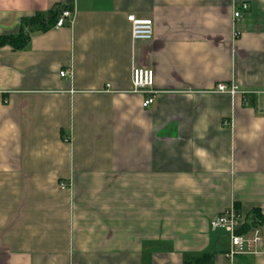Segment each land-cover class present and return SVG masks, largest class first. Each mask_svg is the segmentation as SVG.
I'll list each match as a JSON object with an SVG mask.
<instances>
[{
    "label": "crops",
    "instance_id": "crops-1",
    "mask_svg": "<svg viewBox=\"0 0 264 264\" xmlns=\"http://www.w3.org/2000/svg\"><path fill=\"white\" fill-rule=\"evenodd\" d=\"M68 3L63 27L0 47V264H264V225L233 259L210 226L264 215V95L215 92L264 91V0H0V35Z\"/></svg>",
    "mask_w": 264,
    "mask_h": 264
},
{
    "label": "built area",
    "instance_id": "built-area-1",
    "mask_svg": "<svg viewBox=\"0 0 264 264\" xmlns=\"http://www.w3.org/2000/svg\"><path fill=\"white\" fill-rule=\"evenodd\" d=\"M250 8L248 3H243L234 12V17L239 19L242 17V11H247ZM66 20H73V12L71 9H64L58 17L53 28L63 27ZM128 21L131 23L132 38L134 40L149 41L154 37L153 20L149 18H138L135 15H129ZM238 33H235L237 36ZM67 71H61L60 75H67ZM133 93L144 95L143 107L147 108L152 105L159 94V91L154 88V71L152 69L135 68L133 70ZM215 92L228 94L230 96L242 95L245 99V104L249 105V97H259L264 95L262 90L244 91L235 82L219 83L216 86ZM210 226L213 230L223 232L229 239V249L226 256L230 259L238 255L255 253L257 248L262 243L260 226H251L247 222L244 215L234 206L224 210L214 216L210 221ZM248 230H243L244 228Z\"/></svg>",
    "mask_w": 264,
    "mask_h": 264
},
{
    "label": "trees",
    "instance_id": "trees-1",
    "mask_svg": "<svg viewBox=\"0 0 264 264\" xmlns=\"http://www.w3.org/2000/svg\"><path fill=\"white\" fill-rule=\"evenodd\" d=\"M71 4L59 5L58 7L50 10L47 15L37 14L30 20L26 21L20 32L17 35H0V47L9 45L13 49L22 50L30 41V31L32 27H38L40 31L45 32L52 28L58 20L59 15L64 9H70ZM251 226L264 225V215L259 210H254L252 213ZM248 230V228L243 229ZM185 264H213V254L205 253L196 257L192 261Z\"/></svg>",
    "mask_w": 264,
    "mask_h": 264
}]
</instances>
